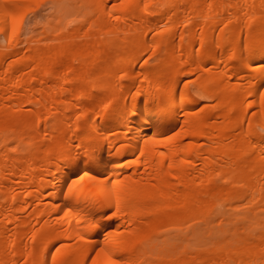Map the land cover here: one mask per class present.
Instances as JSON below:
<instances>
[{"label": "bare ground", "instance_id": "bare-ground-1", "mask_svg": "<svg viewBox=\"0 0 264 264\" xmlns=\"http://www.w3.org/2000/svg\"><path fill=\"white\" fill-rule=\"evenodd\" d=\"M113 261L264 264V0H0V264Z\"/></svg>", "mask_w": 264, "mask_h": 264}, {"label": "rangeland", "instance_id": "rangeland-1", "mask_svg": "<svg viewBox=\"0 0 264 264\" xmlns=\"http://www.w3.org/2000/svg\"><path fill=\"white\" fill-rule=\"evenodd\" d=\"M42 9H43V8H42ZM46 11H47V10H44V11H41V10H40L39 12L44 13V14H42V15H45V13H47V14L45 15V17L50 16V13H48L49 11H48V12H46ZM47 15H48V16H47ZM30 16H31V15H30ZM32 16H33V15H32ZM32 16H31V17H32ZM52 17H53V16H52ZM52 17H51V19H52ZM40 18H41V17H40ZM41 20H42V19H41ZM215 222L217 223L218 221H214V223H215ZM214 223H213V224H214ZM225 225H226V224H225ZM206 234H208V233H206ZM213 234L216 235V234H220V233H219V232H216V234H215V233H213ZM213 234H212V235H213ZM204 235H205V234L199 236V239H200V237H202L201 240L198 239V240L200 241V242L198 241L199 243H203V244H204V243H205V244L208 243V244H210V242H211L212 240H214L212 237H210V234L205 235V236H204ZM214 235H213V236H214ZM208 236H209V237H208ZM220 236H221V235H220ZM203 237H205V238H203ZM206 237H208V238H206ZM209 238H211V239H209ZM214 238H215V241H216V239L219 240L218 238H220V237H219V236H218V237L214 236ZM203 239H207V240L205 241V240H203ZM220 239H221V238H220ZM209 240H210V241H209ZM202 241H203V242H202ZM198 242H197L196 244L201 245V244H199ZM212 243H213V242H211V244H212ZM205 244H204V245H205Z\"/></svg>", "mask_w": 264, "mask_h": 264}, {"label": "snow or ice", "instance_id": "snow-or-ice-1", "mask_svg": "<svg viewBox=\"0 0 264 264\" xmlns=\"http://www.w3.org/2000/svg\"><path fill=\"white\" fill-rule=\"evenodd\" d=\"M112 264H118V262H116V261H113V262H112Z\"/></svg>", "mask_w": 264, "mask_h": 264}]
</instances>
